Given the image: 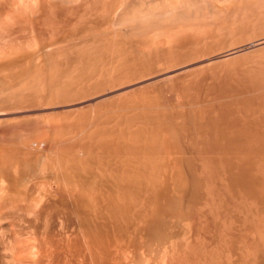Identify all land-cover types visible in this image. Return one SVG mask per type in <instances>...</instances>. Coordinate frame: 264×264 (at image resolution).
<instances>
[{"label": "rangeland", "instance_id": "obj_1", "mask_svg": "<svg viewBox=\"0 0 264 264\" xmlns=\"http://www.w3.org/2000/svg\"><path fill=\"white\" fill-rule=\"evenodd\" d=\"M0 264H264V0H0Z\"/></svg>", "mask_w": 264, "mask_h": 264}, {"label": "bare ground", "instance_id": "obj_2", "mask_svg": "<svg viewBox=\"0 0 264 264\" xmlns=\"http://www.w3.org/2000/svg\"><path fill=\"white\" fill-rule=\"evenodd\" d=\"M222 118H223V117H222ZM237 118H238V117H237ZM240 118H241V117H240ZM241 120H242V119H241ZM232 121H233V120H232ZM242 121H243V120H242ZM225 122H226V121H225ZM238 122H239V121H238ZM240 122H241V121H240ZM243 122H245V121H243ZM217 123H218V125H219V123H222V122H221V121L219 122V120H217V121H215V125H216ZM223 123H224V122H223ZM228 123H230V120H229ZM231 123H232V122H231ZM231 123H230V126L233 125L235 122H233V124H231ZM245 123H246V122H245ZM218 125H216V126H217L216 128H218V127L220 126V125H219V126H218ZM222 125H223V124H222ZM227 125H229V124H227ZM227 125H226V126H227ZM243 125L245 126V125H248V124H243ZM234 126H235V125H233L232 127H234ZM248 126H249V125H248ZM236 127H237V126H236ZM236 127H235V128H236ZM249 127H250V126H249ZM249 127H248V129H249ZM219 128H222V127H219ZM224 128H225V127H224ZM227 128H228V127H227ZM242 128H243V126H242ZM222 129H223V128H222ZM229 129H231V128H229ZM250 129H251V128H250ZM250 129H249V130H250ZM172 130H173V129H172ZM175 130H176V129H174L173 131L175 132ZM218 130H219V129H218ZM218 130H217V131H218ZM225 130H226V129H225ZM225 130H223V132H224L223 134H225L226 132H228V130H226V132H225ZM237 130H238V129H237ZM243 130H244V128H243ZM249 130H248V131H249ZM219 131H222V130L220 129ZM219 131H218V132H219ZM231 131H233V130H231ZM231 131H229V132L231 133ZM239 131H240V130H238V131H234V133H232V135L234 136V138H235V136H237V137H242V136H241V135H242L241 133H237V134H235V132H239ZM244 131H247V130H244ZM244 131H243V132H244ZM250 131H251V130H250ZM174 132H172V133H174ZM229 132H228V133H229ZM241 132H242V130H241ZM243 132H242V133H243ZM252 132H255V130H254V131L252 130ZM244 133H245V132H244ZM247 133H248V132H247ZM256 133H257V132H256ZM221 134H222V133H221ZM238 134H239V136H238ZM254 134H255V133H254ZM219 135H220V134H219ZM227 135H228V134H227ZM248 135H249V134H248ZM223 136H225V135H223ZM223 136H222V137H223ZM244 136H245V135H244ZM250 136H251V135H250ZM256 136H257V135H255V137H256ZM245 137H246V136H245ZM226 138H227V136H226ZM230 138L232 139L233 137L231 136ZM242 138H244V137H242ZM246 138H247V137H246ZM228 139H229V138H228ZM241 169H242V168H241ZM241 169H240V170H241ZM241 172H242V171H241ZM241 172L239 171L238 173L241 174ZM242 175H243V174H242ZM242 175H241V176H242ZM239 178H240V177H239Z\"/></svg>", "mask_w": 264, "mask_h": 264}]
</instances>
